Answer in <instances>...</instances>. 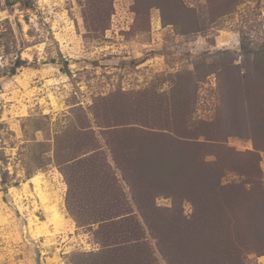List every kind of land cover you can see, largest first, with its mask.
<instances>
[{
    "label": "rangeland",
    "instance_id": "obj_1",
    "mask_svg": "<svg viewBox=\"0 0 264 264\" xmlns=\"http://www.w3.org/2000/svg\"><path fill=\"white\" fill-rule=\"evenodd\" d=\"M0 83V264H264V0H0Z\"/></svg>",
    "mask_w": 264,
    "mask_h": 264
},
{
    "label": "trees",
    "instance_id": "obj_2",
    "mask_svg": "<svg viewBox=\"0 0 264 264\" xmlns=\"http://www.w3.org/2000/svg\"><path fill=\"white\" fill-rule=\"evenodd\" d=\"M259 62H260V60H259ZM26 66H27V63L25 61H22L21 59H19L18 61H16L15 65L9 69L7 75L10 76V77H13V76H15L17 74L18 69H20L22 67H26ZM1 90H2V83H0V91ZM2 182H3L4 185L7 186L8 180H7V177H6L5 173L3 174V181Z\"/></svg>",
    "mask_w": 264,
    "mask_h": 264
},
{
    "label": "bare ground",
    "instance_id": "obj_3",
    "mask_svg": "<svg viewBox=\"0 0 264 264\" xmlns=\"http://www.w3.org/2000/svg\"><path fill=\"white\" fill-rule=\"evenodd\" d=\"M32 180L36 182L37 186H39L38 184L41 182V181H40V177H38V176L33 177ZM49 210H50L51 213L54 212V215H55V211H56V210H54V209H52V208H51V209L49 208ZM57 213H58V212H57ZM57 213H56V214H57ZM55 216H56V218H57V215H55Z\"/></svg>",
    "mask_w": 264,
    "mask_h": 264
}]
</instances>
